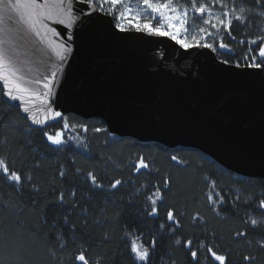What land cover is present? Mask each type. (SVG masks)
Instances as JSON below:
<instances>
[{"label":"trees","instance_id":"16d2710c","mask_svg":"<svg viewBox=\"0 0 264 264\" xmlns=\"http://www.w3.org/2000/svg\"><path fill=\"white\" fill-rule=\"evenodd\" d=\"M177 1L191 9L186 0ZM221 2L251 10L245 15V24L233 21L234 39L222 32L224 43L232 51L219 58L242 60L249 51L247 41L264 35V17L258 15L264 12V0H260V6L257 0ZM197 3L210 6L211 0ZM194 20L200 24L201 19ZM64 117L67 122L83 124L89 130L85 133L77 129L81 142L71 141L65 134L64 146L50 147L42 132L29 125L19 108L5 101L0 88V156H6L15 170L32 177L30 182L25 179L22 193L0 177V200L17 205L13 210L0 207V264H73L77 249L83 248H88L90 256L99 258L101 264H133L129 244L140 230L145 242L152 236L158 241L151 264H196L183 246L189 239L193 247H199L200 241L213 246L218 254L231 252L232 264H244L245 255L255 257L254 264H264V249L257 243L264 239V225L253 229L246 224L252 218L264 217V210L256 208L259 199L264 198V179L237 175L196 149H170L155 142L119 137L109 133L101 119H83L74 114ZM61 127V123H56L46 130ZM95 128L102 131L95 132ZM140 155L150 162L151 176L146 172L134 173L131 162ZM172 155L181 157L184 165L172 161ZM61 171L65 173L63 178L59 176ZM89 171L95 173L103 190L94 189L87 180ZM164 176L173 181L171 191H165L163 204L158 205L159 217H147L144 210L148 206V189L157 177ZM117 179L123 183L113 190L110 184ZM211 181H215L216 192L224 197L218 211H213L207 200V196L215 195L210 191ZM33 184L38 192L32 190ZM73 190L75 197L69 194ZM61 192L63 202L59 200ZM169 208L183 214L178 217L181 228L175 237L166 230L167 225L165 230L158 227ZM196 214L206 223L196 221L193 226L192 217ZM71 225H75V231ZM237 230L247 231V239H234ZM58 235L64 237L66 250L60 249ZM176 239L181 244H176ZM198 256L200 264H219L202 247Z\"/></svg>","mask_w":264,"mask_h":264},{"label":"water","instance_id":"95a60500","mask_svg":"<svg viewBox=\"0 0 264 264\" xmlns=\"http://www.w3.org/2000/svg\"><path fill=\"white\" fill-rule=\"evenodd\" d=\"M107 19L75 28L45 21L47 27L36 26L40 36L24 24L0 25V77L10 81L0 78V88L28 90L14 92L21 97L15 101L3 95L5 101L25 118L43 119L42 82L59 68L54 94L64 116L101 119L119 137L196 149L237 175L264 179V72L229 70L207 49L183 54L167 39L120 33ZM65 32L74 33V50L60 64L55 51Z\"/></svg>","mask_w":264,"mask_h":264},{"label":"snow or ice","instance_id":"6c2138e0","mask_svg":"<svg viewBox=\"0 0 264 264\" xmlns=\"http://www.w3.org/2000/svg\"><path fill=\"white\" fill-rule=\"evenodd\" d=\"M144 5L143 13H133L132 9L126 6L123 0H43L42 3H38L37 0H0V25L5 21L9 25L12 24H24L28 29L35 32L36 36H40V32L36 31L37 24L47 27L45 21H53L54 23L64 25L65 28H75L79 24L93 21L94 19H101L108 17L106 23L112 25L113 28L124 34L136 33L139 34L136 38L147 39L161 38L167 39L173 42L174 46H178L183 50V54L191 55L196 49H207L209 52L216 54L218 58L224 52H231L232 49L229 44L224 43L223 38L217 39V34L221 29L225 33L232 37L233 21L243 25L245 24V15L250 14L251 10H246L243 6L236 9L235 3L231 6L227 3L221 2V0H211L210 6L205 3H197V0H186L192 8V15L201 19L202 23L207 27H200L198 29L199 35L190 34L188 26L189 10L188 7H177L173 5L172 0H142ZM79 4L81 7L76 8L73 11L74 5ZM107 5V8H105ZM257 5L260 6V0H257ZM219 7L220 15L213 17L212 8ZM57 10V18L53 20V14L51 9ZM259 16L264 17V12L258 13ZM64 18H60V17ZM209 28L212 29L209 31ZM52 33L57 37L60 36V32L56 28L51 29ZM23 38V36L21 37ZM74 40V33L69 34L65 32L62 41L56 45L55 55L58 57L60 64H63L65 60L73 52V48L68 45ZM3 43V41H0ZM240 43H245L241 40ZM249 51L246 52L242 60L230 61L228 59H218V63L225 66L227 69H251L253 71L264 72V35L256 38H251L247 41ZM252 46H255V50H252ZM200 54H203L202 52ZM4 66V52L0 49V67ZM59 68H57V71ZM57 71H52L50 76H45L42 82L44 91L41 93L43 97L42 104L45 115L43 119H36L35 115L26 117L30 119L32 124L41 126L39 131L42 132L46 138L49 146H55L57 149L64 146L67 143V137L65 136L64 129L69 128V124L64 117L62 111L58 110V100L55 98L54 89L57 88ZM2 78L6 84H10L9 77L4 75ZM41 83V81H36ZM16 91L27 92V89H21L19 85H15L14 88L9 87L3 92V95L10 100H19L20 96L14 94ZM40 98V97H37ZM26 104L28 102H25ZM31 111L30 106H25L23 112L28 113ZM49 119L53 122L62 124V127L58 131H54L51 134L46 130V127H52L49 123ZM79 128L87 133L88 127L81 124ZM95 132L102 131L101 128H95ZM170 159L176 162L178 165H184V161L178 155L170 156ZM131 167L136 174H142L146 172L149 176L152 175V168L150 162L140 155L135 161L131 162ZM158 172V170H157ZM59 176L63 178L65 173L59 172ZM0 177H2L11 187L17 188L22 193V185L27 179L29 182L32 180L31 176H25L22 171L15 170L8 161L6 156H0ZM87 180L91 183L94 189L103 190L104 186L97 179L94 172L89 171L87 173ZM172 180L169 176H164L162 179L157 177V182L151 184L148 189L149 194L146 197L147 207L144 212L147 217H159L158 205L163 204L165 191H171ZM122 181L117 179L111 182L110 188L115 190L118 186L122 185ZM34 192H38L34 184L30 185ZM215 195L207 196V200L211 203L212 210L218 211V206L223 205L224 197L215 190V181H211V189ZM75 197L76 192L73 190L69 193ZM64 193L59 194L60 202L64 201ZM239 200V197H236ZM232 202V201H229ZM35 204V199H33ZM0 207L6 210H13L17 208L16 204H5L0 200ZM75 208V205H73ZM258 210H264V198L259 199L256 204ZM183 214L174 212L172 208H169L164 216V222L159 223L158 227L161 230H166L175 237L177 231L181 228V222L178 217H182ZM193 226L196 221L206 223L203 221L199 214L192 217ZM65 223H68L65 218ZM247 225H250L253 229H259L261 225H264V217L256 219L252 218L246 221ZM87 221H85V227ZM71 230L75 231V225H71ZM234 239H247V231L237 230L234 233ZM60 241L59 247L62 250L67 249V243L63 236H57ZM108 237L105 236V240ZM176 244H181L180 239L175 240ZM259 247L264 249V239L257 241ZM199 247H193L192 240H186L183 244L188 249V254L191 259L200 264L198 251L202 247L206 250V253L219 264H232L231 252L218 254L214 250L213 246H209L206 243L197 241ZM158 247V241L155 236L150 237L147 242L143 238V231L137 234L136 239L131 240L129 244L130 258L133 260V264H151L152 252ZM54 255V253H53ZM73 264H101L99 258H92L89 254L88 248L77 249L76 255L72 257ZM244 264H254L255 257L245 255L243 257Z\"/></svg>","mask_w":264,"mask_h":264},{"label":"rangeland","instance_id":"374dc122","mask_svg":"<svg viewBox=\"0 0 264 264\" xmlns=\"http://www.w3.org/2000/svg\"><path fill=\"white\" fill-rule=\"evenodd\" d=\"M124 4L128 7H130L133 11V13H143V9H144V5L142 3V0H123ZM161 2H164V0H161ZM173 5L183 8V7H187L184 5H181L177 0H172ZM225 3V2H224ZM229 4V3H227ZM230 6L232 5L229 4ZM236 9L238 10L239 8L236 7ZM189 17H188V26H189V32L190 34H195V35H199L198 29L200 27H207L206 25H204L202 23V20L200 21V24L195 22L194 18L195 16L192 15V8L189 9ZM212 13H213V17L220 15V9L218 8H212ZM212 29L209 28V31H211ZM223 29L220 30V32L217 34V39H220L223 35H222ZM69 124V128L64 129V133L69 135V139L71 141H76V142H81L82 140L78 138V132L77 129L79 128L78 124L76 122H68ZM58 131V130H56ZM50 134L54 131H48Z\"/></svg>","mask_w":264,"mask_h":264},{"label":"built area","instance_id":"2783aa9c","mask_svg":"<svg viewBox=\"0 0 264 264\" xmlns=\"http://www.w3.org/2000/svg\"><path fill=\"white\" fill-rule=\"evenodd\" d=\"M105 8H107V5H105Z\"/></svg>","mask_w":264,"mask_h":264}]
</instances>
